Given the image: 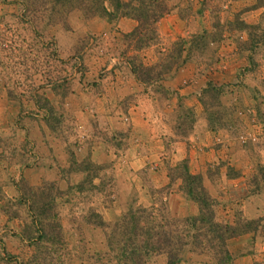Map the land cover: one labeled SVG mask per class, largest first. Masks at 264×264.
I'll list each match as a JSON object with an SVG mask.
<instances>
[{
    "label": "rangeland",
    "instance_id": "1",
    "mask_svg": "<svg viewBox=\"0 0 264 264\" xmlns=\"http://www.w3.org/2000/svg\"><path fill=\"white\" fill-rule=\"evenodd\" d=\"M34 1L0 0V264H166L133 227L197 216L187 173L235 236L179 264H264V0H163L152 40Z\"/></svg>",
    "mask_w": 264,
    "mask_h": 264
},
{
    "label": "trees",
    "instance_id": "2",
    "mask_svg": "<svg viewBox=\"0 0 264 264\" xmlns=\"http://www.w3.org/2000/svg\"><path fill=\"white\" fill-rule=\"evenodd\" d=\"M21 1L29 2V0ZM135 2L137 5H134ZM35 3H40L43 6L59 4V8L66 13L78 9L87 16L128 17L137 23L133 33H138L140 27H146L149 31L150 40L155 38L153 37L156 35L155 25L168 14V9L163 0H36L34 3L31 2V6L35 7ZM108 6L112 8L111 12L108 11ZM31 11L36 13L39 9L32 8ZM183 62L184 60H181L180 64ZM178 65L174 69L170 66L169 69H165L164 76L177 69ZM153 69H155V65L147 67L140 63L139 67L131 66L130 72L141 83H150ZM159 78L157 77L155 80H160ZM186 175L189 183H194V185L190 184L186 194L192 197V200L198 205V215L183 220L164 219L162 224H157L155 220H152L146 233L137 221L136 226L133 227V244L139 241L142 236H145L146 241L142 254H136L132 251V262L137 263L139 256L146 257L155 254L165 256L166 264H179L181 253L185 248L197 249L204 243L210 246L213 240H216V245L213 248L217 250V254L224 257V261L230 257L226 242L235 234L230 232L231 229L228 226L219 225L216 222L213 206L202 185L201 177L189 173ZM210 235L212 237H209Z\"/></svg>",
    "mask_w": 264,
    "mask_h": 264
},
{
    "label": "crops",
    "instance_id": "3",
    "mask_svg": "<svg viewBox=\"0 0 264 264\" xmlns=\"http://www.w3.org/2000/svg\"><path fill=\"white\" fill-rule=\"evenodd\" d=\"M132 78V77H131ZM131 80V79H130ZM116 86V83L114 84V87ZM108 90L111 94H114L117 92L118 94H121L123 91L121 89H114V90H111V89H106ZM109 93L105 94L106 96L108 95ZM105 98L103 97L102 100L100 98H98V104H100V108L101 109H104V104H105Z\"/></svg>",
    "mask_w": 264,
    "mask_h": 264
}]
</instances>
